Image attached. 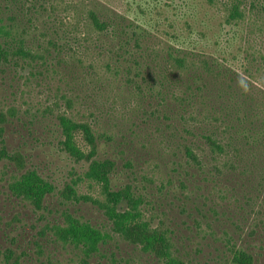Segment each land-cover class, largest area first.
<instances>
[{
	"label": "trees",
	"instance_id": "obj_1",
	"mask_svg": "<svg viewBox=\"0 0 264 264\" xmlns=\"http://www.w3.org/2000/svg\"><path fill=\"white\" fill-rule=\"evenodd\" d=\"M174 1L0 0V264H264V0Z\"/></svg>",
	"mask_w": 264,
	"mask_h": 264
},
{
	"label": "rangeland",
	"instance_id": "obj_2",
	"mask_svg": "<svg viewBox=\"0 0 264 264\" xmlns=\"http://www.w3.org/2000/svg\"><path fill=\"white\" fill-rule=\"evenodd\" d=\"M186 2V8L185 6L180 7L182 3ZM175 0L176 6L179 7V9H182L181 11H174L171 8H167L164 6L163 13L165 16H168L170 18L171 16L173 17L174 15H181V14H193V17L191 20L196 21V24L203 25L204 27L210 29V30H215V25L213 24V9H209L207 4L205 3L204 0ZM153 5V1H152ZM150 6L151 8H154L153 6ZM160 13V11H159ZM157 11L153 12V14L147 13L146 16L147 18L151 19L153 16L156 18ZM163 15V16H164ZM163 16L159 15L157 17V20H163ZM174 18V17H173ZM181 22H184L182 19ZM43 150V149H39ZM107 149L105 147L100 148V156H102ZM47 153V152H46ZM34 158V163L37 164V167L40 168V170L45 171L48 174H51L50 177L52 178L54 184L59 187L62 186L64 179H65V174L67 171L74 169L77 173H81L86 169V164L85 163H80V164H74L71 161H68L66 157L62 154L57 152L56 150H50L48 153V156L46 158L45 155L40 154L39 157H33ZM123 174H119L118 176L114 177V180L117 182H123L124 181ZM60 188V187H59ZM79 193L80 194H95V191L88 189L86 184H83L79 188ZM53 202V201H52ZM1 208V207H0ZM76 209L78 210V214L84 216L87 219L94 221H101L100 220V215L99 212L92 207L89 204H80L76 206ZM25 213L29 215H24L26 216V221H29V217H31V214L29 213L28 210H25ZM8 214V213H7ZM28 230V229H27Z\"/></svg>",
	"mask_w": 264,
	"mask_h": 264
}]
</instances>
